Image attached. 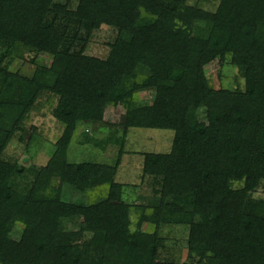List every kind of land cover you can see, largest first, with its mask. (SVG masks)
I'll return each instance as SVG.
<instances>
[{"label":"trees","instance_id":"trees-1","mask_svg":"<svg viewBox=\"0 0 264 264\" xmlns=\"http://www.w3.org/2000/svg\"><path fill=\"white\" fill-rule=\"evenodd\" d=\"M87 23L118 30L106 60L71 53ZM0 41V264H264V200L250 196L264 184V0H79L75 10L0 0ZM24 47L52 55V66L13 72ZM216 60L238 68L243 88L209 84L204 68ZM152 89L153 102H143L139 94ZM44 92L58 99L53 115L64 131L22 194L26 168L5 152ZM120 105L121 128L112 127L121 142L119 129L99 139L105 112ZM81 126L83 144L121 145L114 164L70 161ZM130 129L174 132L171 153L145 155L161 194L135 230L115 180ZM106 185L98 202L80 195ZM78 217L92 238L71 244L62 222ZM164 225L187 228L185 262L159 261Z\"/></svg>","mask_w":264,"mask_h":264},{"label":"rangeland","instance_id":"rangeland-1","mask_svg":"<svg viewBox=\"0 0 264 264\" xmlns=\"http://www.w3.org/2000/svg\"><path fill=\"white\" fill-rule=\"evenodd\" d=\"M79 0H56L58 3H68L73 10L77 8ZM218 4V2H217ZM217 6V5H216ZM205 9H215L214 5L204 3ZM119 32L117 29L102 25L97 30L91 29V24L83 26L79 39L73 46L71 53H83L86 56L96 57L106 60L112 50V44L116 41ZM2 41H0L1 46ZM54 57L50 54H37L24 47L11 64L13 72L32 76L37 67H51ZM205 76L209 84L215 89L234 90L244 86L238 68L229 64L227 61L218 60L208 64L204 68ZM240 84V85H239ZM154 90H147L139 94L143 102H153ZM58 99L50 93L44 92L38 99L36 105L23 123L25 134L19 133L9 144L5 159L10 162H18L25 166L26 171L20 177L16 190L22 194L30 192L34 186L36 177L41 168L45 167L52 158L56 143L61 138L64 126L54 117L53 110L57 106ZM125 114V106L109 107L105 112L104 121L107 126L99 130L97 137L105 139L110 130H118L115 139L120 140L121 124ZM121 123V124H120ZM117 126L120 128H113ZM88 127L81 126L78 129L74 142L71 145L69 159L73 162H103L114 164L118 158L120 144L110 145L103 149L100 145L83 144L81 139ZM86 130V131H85ZM92 133V131H91ZM174 141V132L169 130L157 129H130L127 135V143L121 164L117 170L115 180L123 185L122 200L130 208V226L135 230L139 222L140 215L144 208L154 207L159 204L161 194V184L158 179L146 176L144 173L145 155L148 153H171ZM244 183H235L234 188H243ZM108 185L90 190L80 194L90 202L100 201L108 194ZM78 198L79 194H74ZM254 199L264 200V184L250 193ZM82 218L64 219L61 229L65 232H73L70 243L82 244L92 238V234L83 232L80 228ZM146 231L152 232L153 225L144 224ZM164 238L158 259L165 263H183L188 258V230L186 227L164 225L161 230Z\"/></svg>","mask_w":264,"mask_h":264}]
</instances>
